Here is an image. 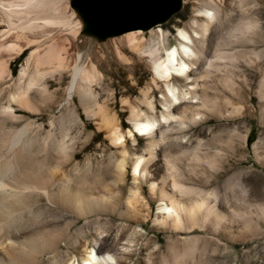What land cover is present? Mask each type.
<instances>
[{
	"label": "bare ground",
	"instance_id": "6f19581e",
	"mask_svg": "<svg viewBox=\"0 0 264 264\" xmlns=\"http://www.w3.org/2000/svg\"><path fill=\"white\" fill-rule=\"evenodd\" d=\"M71 2L0 0V264H117L119 258L100 238L95 237L90 246L79 228L75 235L47 229L48 212L60 210L73 216L65 223L70 225L84 219L85 225L96 224V232L103 234L109 219L101 223L100 216L120 217V153L126 154L124 137L127 135L132 143L137 136L143 137L146 149L152 152L172 132L184 129L185 119L200 115V106L193 103L206 105L205 98L196 91V71L201 66L218 68L217 62L228 60L234 65L232 73L245 80L246 72H260L264 65L262 50L252 49L247 54L240 50L238 55L247 57L240 60L236 56L238 46L234 47L242 41H254L253 36L262 37L253 9L263 7L264 0H180L181 6H191L193 14L176 28L174 45H168V33L160 28L161 24L108 36L103 44L121 64L116 69H111L100 38L86 31L82 16ZM234 11L238 20L229 34L231 40L216 45L213 58H209L206 32L214 21ZM144 32H148V38ZM122 46L133 51L150 72V84L159 93L164 109L157 117L149 90L135 100L130 96L122 98L121 107L127 111L137 135L130 129L123 132L111 89L112 79L120 76V67L128 77L137 73L130 58V65L126 64L129 59ZM27 50L15 76L12 63ZM96 53L103 61V71ZM64 75L68 82L61 89ZM220 83L227 89L236 86L231 79ZM260 96L264 102V89ZM180 103L187 106L175 116L170 109ZM41 115L47 116L46 123L38 121ZM91 125L94 131L88 132ZM100 136L103 148L109 146L111 150L105 161L95 163L96 179L90 180L91 160L86 158L82 167L72 163L76 158L72 149L76 141ZM152 154L149 159L133 156L130 166L135 184L139 179L148 182L158 197L159 216L154 225L176 231L198 227L207 234L230 235L239 213L231 209L223 212L216 203L202 199L185 204L183 174L174 161L170 162L174 171L169 170L172 189H166L163 177L160 186L147 180L146 163L154 157ZM189 158L197 160L196 156ZM195 165L188 169L189 175L197 174ZM108 170L110 190L102 180ZM133 188L128 189L129 194H135L137 186ZM131 202L128 199L134 207ZM127 214L134 212L128 210ZM91 216H95L93 221L89 220Z\"/></svg>",
	"mask_w": 264,
	"mask_h": 264
},
{
	"label": "rangeland",
	"instance_id": "374dc122",
	"mask_svg": "<svg viewBox=\"0 0 264 264\" xmlns=\"http://www.w3.org/2000/svg\"><path fill=\"white\" fill-rule=\"evenodd\" d=\"M192 14L191 6L184 4L168 20L160 23V28L168 33V45H174L173 36L176 34V28L187 23ZM253 16L258 19L262 37L253 36L254 41L251 39V42L242 41L239 45H234L238 46L236 56L241 54L240 50L246 54L252 49L262 50L264 53V5L253 9ZM237 17V12L234 11L212 23L205 35L209 58H213V49L216 45L231 40L229 34L238 20ZM143 35L148 38V32H144ZM108 39L100 38V43L111 69H116L121 64L115 54L107 49V44H103ZM122 48L128 59L133 62L132 65L137 66V73H131L128 77L120 67V76L112 79L111 89L115 95L114 101L123 132L130 129L137 135L127 119V111L121 107L122 98L130 96L135 100L140 98L141 92L149 90L153 97L156 116L160 118L164 109L160 103L159 93L150 84V72L145 69L133 51L126 46ZM27 54L28 50L12 63L15 76ZM95 58L103 71V61L98 53L95 54ZM239 58L247 59L246 55ZM130 59L126 64L130 65ZM222 61L217 62L218 68L201 66V69L195 70L199 77L197 95L205 98L206 105H201L200 101L193 103L194 106H200L198 107L200 115L195 116V119H185L184 129L172 132L171 136L159 143L152 152L146 149L147 141L143 137L137 136L134 143L127 135L124 137L126 154L122 156L120 153V162H123L120 180V217L100 216L101 223L105 221L103 219H111L104 224L103 234L99 235V232H96V224L85 225L87 221L84 219L76 220L74 225L65 224L74 217L60 210L48 212L50 218L46 228L59 232L66 230L70 235H75L79 228L86 245L90 246L94 244L95 237L100 238L119 258L117 264H264V214H260L264 211V102L260 96L264 89V65L260 72L248 71L245 73V80H239L238 75L232 73L231 68L234 66L232 62ZM241 62L238 60L239 64H243V61ZM230 79L236 84L234 88L227 89L221 85V80ZM67 82L68 77L64 75L61 89ZM92 87L96 86L92 84ZM103 87L105 88V85ZM185 106L187 105L180 103L170 110L177 116ZM20 114L23 115L22 112ZM37 119L46 123L47 116L41 115ZM22 122L21 120L16 125L20 126ZM44 125L48 130V126ZM171 125L175 124L172 122ZM161 126L166 127V124ZM93 131L91 125L88 132ZM102 141L103 136L97 139H82L76 141L72 149L76 154L72 163H78L82 167L86 158L91 160L93 165L90 180L96 179L95 163L102 159L105 161L111 150L109 146L103 148ZM150 154L154 159L151 158L146 163L149 171L147 180L160 186L163 177L166 179V189H172L169 170L174 171V167L170 168V162L174 161L177 169L183 174L181 183L187 192L184 194V189L181 191L185 204L192 199L199 203L202 199L216 203V207L223 212L231 209L243 215H240V218L239 215L236 217L232 233L207 234L198 227L180 228V231L157 228L154 219L159 216L156 214L158 197L152 193L148 182L143 183L145 181L139 179L135 184L130 166L133 156L141 155L149 159ZM192 156H196L197 160L192 161L189 158ZM193 165L196 166L197 174L189 175L188 169ZM109 175L108 170L102 180H105L103 182L110 190ZM135 185L137 186L135 194H129L128 189H135L133 188ZM128 199L135 203L134 207L128 204ZM128 210L134 214H127ZM93 218L95 216H91L89 220L93 221ZM62 251L65 249L62 248Z\"/></svg>",
	"mask_w": 264,
	"mask_h": 264
},
{
	"label": "water",
	"instance_id": "95a60500",
	"mask_svg": "<svg viewBox=\"0 0 264 264\" xmlns=\"http://www.w3.org/2000/svg\"><path fill=\"white\" fill-rule=\"evenodd\" d=\"M87 32L103 39L164 23L179 11L180 0H72Z\"/></svg>",
	"mask_w": 264,
	"mask_h": 264
}]
</instances>
